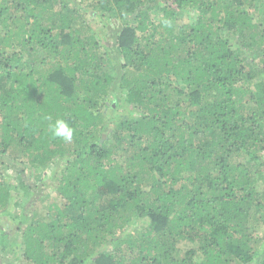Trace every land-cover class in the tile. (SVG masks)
Listing matches in <instances>:
<instances>
[{"label": "trees", "instance_id": "trees-1", "mask_svg": "<svg viewBox=\"0 0 264 264\" xmlns=\"http://www.w3.org/2000/svg\"><path fill=\"white\" fill-rule=\"evenodd\" d=\"M0 215V264H264V0H0Z\"/></svg>", "mask_w": 264, "mask_h": 264}, {"label": "rangeland", "instance_id": "rangeland-1", "mask_svg": "<svg viewBox=\"0 0 264 264\" xmlns=\"http://www.w3.org/2000/svg\"><path fill=\"white\" fill-rule=\"evenodd\" d=\"M92 10H90V13H91V17H89V18H87V22H89V24L90 25H92L93 27H97V25L98 24H101V30H102V32H103V34H102V37H101V43L103 44V45H105V46H111V45H113V42H114V31H115V29H116V27H113L112 28V30H114V31H112V30H110L109 29V27H107V28H105V24H107L106 22H104L103 21V19H102V17H100L99 15L97 16V14H95V12H91ZM117 23V22H116ZM115 23V24H116ZM44 189V187H39L37 190H36V192H35V195L33 196V198H32V201H35V198H36V196L38 197V195H40L41 194V192H42V190ZM53 197V196H52ZM57 201H59V199L57 200ZM59 203V202H58ZM29 209H31V207L30 206H27V210H29ZM7 218H5V217H3L2 215H0V227H2L3 229H10V227H6L5 228V224H7L8 223V221L6 220ZM12 229V228H11ZM259 233H261L260 235H264V230H262L261 228H260V230H259ZM185 247H186V245L185 244H183L182 245V248L183 249H185ZM6 258H7V255L5 256ZM11 257V256H10ZM8 263H10V260H8V262H7V264ZM12 264H19V262H17V261H15V262H12Z\"/></svg>", "mask_w": 264, "mask_h": 264}, {"label": "clouds", "instance_id": "clouds-1", "mask_svg": "<svg viewBox=\"0 0 264 264\" xmlns=\"http://www.w3.org/2000/svg\"><path fill=\"white\" fill-rule=\"evenodd\" d=\"M163 24L165 26H170V21L164 20ZM49 130L52 132L54 137L62 138L64 141L71 142L73 139V130L62 119H58L54 124H50Z\"/></svg>", "mask_w": 264, "mask_h": 264}]
</instances>
